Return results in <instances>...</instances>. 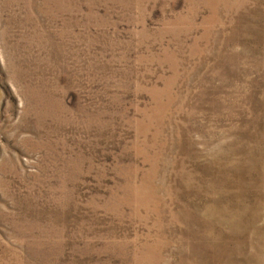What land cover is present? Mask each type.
Wrapping results in <instances>:
<instances>
[{"label": "rangeland", "instance_id": "374dc122", "mask_svg": "<svg viewBox=\"0 0 264 264\" xmlns=\"http://www.w3.org/2000/svg\"><path fill=\"white\" fill-rule=\"evenodd\" d=\"M263 177L264 0H0V264H264Z\"/></svg>", "mask_w": 264, "mask_h": 264}, {"label": "bare ground", "instance_id": "6f19581e", "mask_svg": "<svg viewBox=\"0 0 264 264\" xmlns=\"http://www.w3.org/2000/svg\"><path fill=\"white\" fill-rule=\"evenodd\" d=\"M262 179L264 181V177ZM219 188H220L219 180L218 179H214V180H212V182L207 187V192L208 193H212V191H216ZM260 188L264 189V183L260 185ZM210 202L211 203L208 206H206V208L204 210L205 216H204L203 220H206V221H208L211 224H213L215 222H217V223H221L222 222V223H224L226 225H230V220L228 218H232L234 220L237 218L235 214H231L229 209L224 208V207H228L227 205H221V204L216 203L215 201H210ZM236 212L239 213L240 224L242 222L247 223V213L248 212L251 213V216H250L251 219L253 218L254 213H255L248 205H246L245 207L240 208ZM261 233H264V232H261ZM263 235H257V236H258V238H261L264 241ZM262 251L264 253V250H262ZM258 257H259V255H256V257L250 259L249 264H258L257 263V258Z\"/></svg>", "mask_w": 264, "mask_h": 264}]
</instances>
